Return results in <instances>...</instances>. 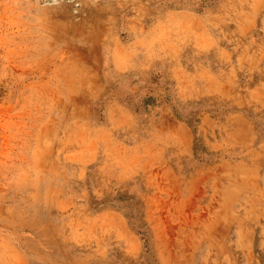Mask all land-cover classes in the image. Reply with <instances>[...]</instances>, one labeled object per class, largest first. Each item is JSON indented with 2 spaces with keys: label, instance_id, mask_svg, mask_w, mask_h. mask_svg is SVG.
I'll return each mask as SVG.
<instances>
[{
  "label": "rangeland",
  "instance_id": "374dc122",
  "mask_svg": "<svg viewBox=\"0 0 264 264\" xmlns=\"http://www.w3.org/2000/svg\"><path fill=\"white\" fill-rule=\"evenodd\" d=\"M88 1L0 0V264H264V0Z\"/></svg>",
  "mask_w": 264,
  "mask_h": 264
},
{
  "label": "bare ground",
  "instance_id": "6f19581e",
  "mask_svg": "<svg viewBox=\"0 0 264 264\" xmlns=\"http://www.w3.org/2000/svg\"><path fill=\"white\" fill-rule=\"evenodd\" d=\"M60 1H63V0H60ZM92 2H93L92 0H89V1H88V7H89V8H90V5L92 4ZM93 15H94V14H93ZM93 15L89 16V19L98 18V17H96V15H94V16H93ZM83 21H84V20H83ZM85 21H87V20H85ZM81 23H82V21H81Z\"/></svg>",
  "mask_w": 264,
  "mask_h": 264
}]
</instances>
